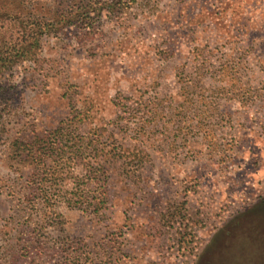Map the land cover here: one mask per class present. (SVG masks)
<instances>
[{
	"label": "rangeland",
	"instance_id": "rangeland-1",
	"mask_svg": "<svg viewBox=\"0 0 264 264\" xmlns=\"http://www.w3.org/2000/svg\"><path fill=\"white\" fill-rule=\"evenodd\" d=\"M52 21L1 77L0 264H264V0H0V49ZM58 127L34 180L13 142ZM100 166L98 213L41 199Z\"/></svg>",
	"mask_w": 264,
	"mask_h": 264
},
{
	"label": "trees",
	"instance_id": "trees-1",
	"mask_svg": "<svg viewBox=\"0 0 264 264\" xmlns=\"http://www.w3.org/2000/svg\"><path fill=\"white\" fill-rule=\"evenodd\" d=\"M120 2L126 3L127 0H120ZM106 8L111 9V5H107ZM93 10L96 11V9ZM89 12L90 11L87 10L80 12L76 21H84L86 16L89 15ZM9 16L10 18H14L13 15ZM30 26H32V24ZM56 26L55 22L33 24V27L28 30L26 42L21 43L18 47L16 45L11 48L8 47L7 49H0V101L2 99L3 92L5 91L4 87H2L4 83H1V77L4 75V72L16 65H19L21 62H34L41 49L40 36L53 31ZM63 131V127H58L54 131H51L47 138H38V145L33 141L23 142L15 140L13 142L14 158H19L21 161L31 159L30 162H28L29 165H32L33 161L37 162L34 166L38 169L31 172V178H34V180L35 178H40V175H42L44 183H47L48 180L57 181V179L63 178L65 175V167L62 165L63 163L58 164L60 167H58V165L54 167L51 164L55 161V159H53L54 156L57 158H64L67 165L70 164L73 159H78L77 155L66 152L59 147H54L58 142V136L63 135ZM66 174L68 173L66 172ZM76 177L79 180H95L97 183L96 188L90 189L88 183H86L83 187H81L80 184H76L75 186H64V188H54L53 190H51V188H47L46 186L45 189L43 188L40 190V196L43 202H46L48 206H51V211L53 212L58 210V206L55 205V203L58 204L61 202L69 209L81 208L88 210L92 207L94 209L93 211L96 213L104 209L107 206L109 196L108 170H106L103 166L89 170L85 169L81 173H76ZM46 178L48 180H46Z\"/></svg>",
	"mask_w": 264,
	"mask_h": 264
}]
</instances>
